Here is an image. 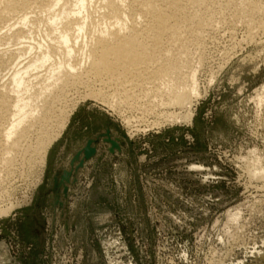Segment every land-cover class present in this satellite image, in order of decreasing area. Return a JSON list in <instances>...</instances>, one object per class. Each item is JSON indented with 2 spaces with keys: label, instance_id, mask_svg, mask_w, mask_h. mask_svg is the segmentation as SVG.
Instances as JSON below:
<instances>
[{
  "label": "rangeland",
  "instance_id": "1",
  "mask_svg": "<svg viewBox=\"0 0 264 264\" xmlns=\"http://www.w3.org/2000/svg\"><path fill=\"white\" fill-rule=\"evenodd\" d=\"M232 11L191 48L190 118L90 83L43 165L0 167V264H264V10Z\"/></svg>",
  "mask_w": 264,
  "mask_h": 264
},
{
  "label": "bare ground",
  "instance_id": "2",
  "mask_svg": "<svg viewBox=\"0 0 264 264\" xmlns=\"http://www.w3.org/2000/svg\"><path fill=\"white\" fill-rule=\"evenodd\" d=\"M231 7V20L261 27L256 0H0V167L43 165L77 103L71 94L90 83L113 100L137 89L153 109L173 105L190 118L199 95L191 48Z\"/></svg>",
  "mask_w": 264,
  "mask_h": 264
}]
</instances>
